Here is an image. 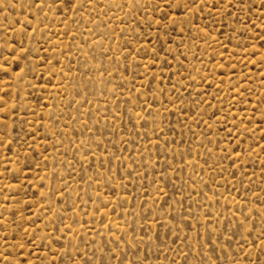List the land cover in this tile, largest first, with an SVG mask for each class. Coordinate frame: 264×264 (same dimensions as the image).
Instances as JSON below:
<instances>
[{
    "label": "rangeland",
    "instance_id": "374dc122",
    "mask_svg": "<svg viewBox=\"0 0 264 264\" xmlns=\"http://www.w3.org/2000/svg\"><path fill=\"white\" fill-rule=\"evenodd\" d=\"M0 264H264V0H0Z\"/></svg>",
    "mask_w": 264,
    "mask_h": 264
}]
</instances>
